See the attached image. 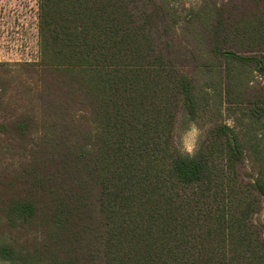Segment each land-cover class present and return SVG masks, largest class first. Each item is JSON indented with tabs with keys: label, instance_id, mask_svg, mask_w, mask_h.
I'll return each instance as SVG.
<instances>
[{
	"label": "trees",
	"instance_id": "1",
	"mask_svg": "<svg viewBox=\"0 0 264 264\" xmlns=\"http://www.w3.org/2000/svg\"><path fill=\"white\" fill-rule=\"evenodd\" d=\"M37 2L38 58L0 61V260L264 264V0Z\"/></svg>",
	"mask_w": 264,
	"mask_h": 264
},
{
	"label": "rangeland",
	"instance_id": "2",
	"mask_svg": "<svg viewBox=\"0 0 264 264\" xmlns=\"http://www.w3.org/2000/svg\"><path fill=\"white\" fill-rule=\"evenodd\" d=\"M200 1L172 0V3L182 12L186 8L198 5ZM37 3V0H0V61L15 62L38 58ZM228 122L233 124L231 120ZM200 124H195L199 129L197 148L205 135V130ZM181 125V123L178 125L175 138L180 149L182 137L190 128L183 129ZM260 218L264 221V211ZM0 264L9 263L0 260Z\"/></svg>",
	"mask_w": 264,
	"mask_h": 264
},
{
	"label": "clouds",
	"instance_id": "3",
	"mask_svg": "<svg viewBox=\"0 0 264 264\" xmlns=\"http://www.w3.org/2000/svg\"><path fill=\"white\" fill-rule=\"evenodd\" d=\"M198 134H199V129L193 123L182 137V149H181L182 152H187L190 155L195 152L197 148Z\"/></svg>",
	"mask_w": 264,
	"mask_h": 264
}]
</instances>
